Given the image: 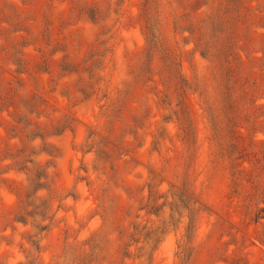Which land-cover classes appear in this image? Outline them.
<instances>
[{
    "label": "rangeland",
    "instance_id": "obj_1",
    "mask_svg": "<svg viewBox=\"0 0 264 264\" xmlns=\"http://www.w3.org/2000/svg\"><path fill=\"white\" fill-rule=\"evenodd\" d=\"M263 201L264 0H0V264H264Z\"/></svg>",
    "mask_w": 264,
    "mask_h": 264
},
{
    "label": "trees",
    "instance_id": "obj_2",
    "mask_svg": "<svg viewBox=\"0 0 264 264\" xmlns=\"http://www.w3.org/2000/svg\"><path fill=\"white\" fill-rule=\"evenodd\" d=\"M179 96H180V99H179L178 103L181 104V105H184L186 103V100H187L186 89H185L184 85L181 86V90H180ZM232 139L235 141V142L232 143V146H234L240 152H242L244 150V148H243V145H242V142H241L240 135H237V133L233 134V131H232ZM242 171H243L242 169H238L236 172H237L238 175H240L242 173ZM235 181H237V180H235ZM263 203H264V201H263ZM260 211H262L264 213V207H262L260 209ZM262 218H264V215H262Z\"/></svg>",
    "mask_w": 264,
    "mask_h": 264
}]
</instances>
